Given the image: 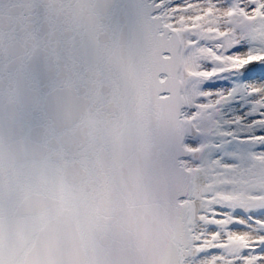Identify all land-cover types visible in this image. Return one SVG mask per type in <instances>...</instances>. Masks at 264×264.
Wrapping results in <instances>:
<instances>
[{
    "label": "snow or ice",
    "instance_id": "1",
    "mask_svg": "<svg viewBox=\"0 0 264 264\" xmlns=\"http://www.w3.org/2000/svg\"><path fill=\"white\" fill-rule=\"evenodd\" d=\"M145 54L168 77L161 95L190 98L180 108L192 134L183 147L130 156L120 129L134 62ZM105 118L117 167L185 178L179 199L193 209L195 261L264 264V0H0V264H58L4 244L11 146L61 128L72 137ZM41 177L29 193L44 206L41 231L55 223L49 202L59 215L98 207L64 175L42 169ZM99 183L109 195L112 180Z\"/></svg>",
    "mask_w": 264,
    "mask_h": 264
},
{
    "label": "water",
    "instance_id": "2",
    "mask_svg": "<svg viewBox=\"0 0 264 264\" xmlns=\"http://www.w3.org/2000/svg\"><path fill=\"white\" fill-rule=\"evenodd\" d=\"M160 71L147 54L134 62L129 119L120 129V143L130 156L155 155L169 143L183 147L192 134L180 108L187 96L177 102L161 95L168 87L161 79L168 77H158ZM45 136L41 132L13 144L4 160V186L10 197L3 205V240L10 251L23 255L35 249L41 257L51 254L58 264L74 256L81 264H187L191 246L195 253V225L193 209L179 199L187 190L183 176L159 170L138 175L127 165L117 167L111 156L110 118L72 137H65L62 128ZM42 169L64 175L78 190L95 196L98 207L77 205L72 215H59L49 202L55 223L41 231L38 217L44 206L29 193L41 183ZM105 177L112 180L107 196L99 183Z\"/></svg>",
    "mask_w": 264,
    "mask_h": 264
},
{
    "label": "rangeland",
    "instance_id": "3",
    "mask_svg": "<svg viewBox=\"0 0 264 264\" xmlns=\"http://www.w3.org/2000/svg\"><path fill=\"white\" fill-rule=\"evenodd\" d=\"M188 100H189L188 101V103H189L190 102V98L189 97H188ZM194 257H195V253H194V256H193L191 264H200V262L194 260Z\"/></svg>",
    "mask_w": 264,
    "mask_h": 264
},
{
    "label": "bare ground",
    "instance_id": "4",
    "mask_svg": "<svg viewBox=\"0 0 264 264\" xmlns=\"http://www.w3.org/2000/svg\"><path fill=\"white\" fill-rule=\"evenodd\" d=\"M186 96H187V95H186ZM187 101H189V100H188V96H187ZM187 101H186V103H187ZM190 129H191V128H190ZM191 131H192V130H191Z\"/></svg>",
    "mask_w": 264,
    "mask_h": 264
}]
</instances>
